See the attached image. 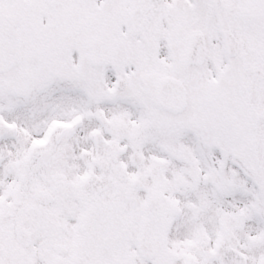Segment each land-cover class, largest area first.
<instances>
[{
  "label": "flooded vegetation",
  "instance_id": "af4514ba",
  "mask_svg": "<svg viewBox=\"0 0 264 264\" xmlns=\"http://www.w3.org/2000/svg\"><path fill=\"white\" fill-rule=\"evenodd\" d=\"M223 1H217L219 7H224ZM75 4L91 7L92 11L93 64L97 75L92 114L97 125L80 131L58 128L52 132L42 128L46 118H52L47 117L42 102L48 106L47 100L58 102L62 98L58 93L59 83L64 90L68 80L58 71L71 64L30 60L38 54L43 58L58 55L64 48L90 44L88 39L79 38L80 33L76 35L77 27L71 22ZM168 4L173 9L167 8L162 0H13L7 3L0 0V24L11 20L17 29L29 33L30 41L21 51L23 62L18 64V70L35 74L23 89L20 80L13 81L17 87L13 99L18 101L12 100L16 108L12 117L9 113L5 116V106L11 99L0 95V264H147L134 240L139 222L148 212L164 208L177 226L181 223L182 196L193 205L186 207L196 220L201 215L212 214L214 206L227 209L228 203H213L211 188L214 182H228L225 172L229 160L220 156L228 144L229 70L219 72L218 90L213 88L207 73L177 62L175 55L172 61L163 63L147 54L150 50L158 51L165 39L159 28L152 39L148 38L149 19L154 20L156 14L159 22L169 19L177 5L170 0ZM208 4L210 0H200V15L206 27L212 18ZM191 16L194 18L195 12ZM102 28L109 34L108 40H100ZM226 31L222 32L225 44ZM234 33L244 43L238 55L239 67L246 72L249 82L257 84L254 87L258 93L255 99L258 109L264 85V52L259 46L263 39L249 32L244 21ZM116 51L132 53L134 57L127 59L129 63L125 65L118 64L124 67L123 74L114 73L113 67L117 66L120 56ZM40 71L54 76L44 80ZM129 81L134 82L129 83L131 92L136 96L141 94V110H135L134 115L132 95H126V99L123 95L129 90ZM238 83L242 87V81ZM26 90L32 97L30 112L34 118L40 115L42 120L37 129L25 124V115L18 108L21 92ZM218 91L220 102L213 106L212 96L218 95ZM246 106L245 98L241 104L243 112ZM138 112L141 116L135 123L142 124V132L132 127ZM247 113L254 118V111ZM259 115L255 116L258 123L249 125L247 134L252 131L259 134ZM6 123L12 127L6 129ZM237 128L241 131V126ZM22 130L29 136L22 137ZM125 132L135 137H126ZM140 149L145 153L138 165L134 150ZM191 149H194L191 157L186 158L184 151ZM196 151L207 153L200 158ZM133 171L137 174L134 181ZM240 173L244 177L246 170L243 168ZM120 174L124 181L117 178ZM79 180L82 181L79 183ZM138 186L143 189L141 197L136 190ZM41 191L50 194L49 204L37 203L35 195ZM256 202L254 199L252 214L247 218L241 210L234 220L225 215V235L216 244L241 252L247 264L264 262V243L260 239L259 223L254 222L259 214V207L254 206ZM244 207L242 203L240 209ZM210 222L212 219L207 215L205 224ZM17 229L25 231L27 247L17 239ZM169 240L178 254L179 264H213L211 252L208 258L201 255L199 263L186 261L198 255L204 247L203 241L196 240L198 245L187 244L189 249H186L171 236Z\"/></svg>",
  "mask_w": 264,
  "mask_h": 264
},
{
  "label": "rangeland",
  "instance_id": "374dc122",
  "mask_svg": "<svg viewBox=\"0 0 264 264\" xmlns=\"http://www.w3.org/2000/svg\"><path fill=\"white\" fill-rule=\"evenodd\" d=\"M255 0H250V3L254 2ZM264 1V0H263ZM256 2V1H255ZM254 2V3H255ZM258 2V1H257ZM222 13V12H221ZM221 15V14H220ZM229 16L225 17L227 20H229ZM183 17L185 18V15H183ZM258 19H262V18H258ZM197 28L196 27H192L190 30H193ZM189 30V31H190ZM185 42H182V44H184ZM182 45H180L181 47ZM210 58L209 61H207L208 63L206 64V68H209L211 66V64H213L214 58L213 55L215 54V51H218L220 53V51L222 52V48H221V41L219 42H214L210 45ZM70 60V63H74L76 62V55L72 54L68 57ZM86 58V60H85ZM83 62L84 65L82 66V68L84 70H78L76 73H72L70 70H63V75H65L68 79H79L82 81V84L85 85H89L90 88H93V84H94V80H96V75H95V71L93 69H91V71L89 72L88 70H86L85 65H87L89 63V60L87 59V57L83 58ZM51 61H55V62H60L59 60V56L58 55H53ZM233 63H236L235 61ZM61 66V64H59ZM235 67V66H234ZM232 67V65H230V77L231 75L235 76L237 75L236 73H238V76H235V81L238 80L242 81V98L244 99V96H246V99L248 101V107L246 106L244 111L245 114L243 113V111H239L238 113L240 115H245L244 118V126L248 127L250 126H254L257 122V119L255 118L256 115H259L257 113H255V111L259 112L261 117L259 120V126H260V131L259 134H255V132H253L252 134H249L247 139L243 140L245 149L248 150V156L246 155V157L242 156V152H240L239 150H236V147H231V146H227L229 147V149H227L226 151H223L222 156H220V158H224L225 160H229L231 162V164L228 163V167L227 170L225 172V174L228 176V179L230 181H228L227 183H221V182H214V185L212 186L211 190H212V195L214 196L213 198V203L219 202L221 203V201L228 203L227 207H228V211L231 212V214H233L234 212H236L237 210H240V205L242 203H245L246 206H248L251 201L254 200L252 199L253 197L258 198L259 200V207H260V232L262 231L264 234V85L261 86V90H260V96H261V104L260 107L257 109V105H256V101L254 102L252 96H258L257 93V89L254 87L257 86V84L249 82L247 80L248 76L246 74L245 71H241V67ZM238 69V70H237ZM86 70V71H85ZM50 72H47V74H49ZM118 73V72H117ZM41 75H43V72H40ZM15 74H9L6 75L5 77L7 79H11L12 76ZM53 74H50L49 76H40L42 79H51L53 78ZM218 77V75H217ZM14 80V79H13ZM130 82L133 81H129L128 82V86H129V90H127L125 93H123V95H125L124 99L127 98L126 95L131 96L132 92H131V87L129 85ZM96 83V82H95ZM59 85L61 86L59 88V92L61 94V96L65 97L66 95H70L68 98L65 97V99L61 100L60 107L62 104L67 105V107H69V110H73L74 112H68L66 113H62L61 111L57 112L55 110H51V108L46 107V111L48 112L49 116H52L54 114H57L59 116V119H70L72 117H74L76 114H80L82 113V119L80 120V124L78 126H81L79 129L83 130L82 127L83 125L86 124V126L92 127L94 126V119L92 121V117L89 115L90 112H86L87 110H89L88 107V101L86 100L88 98L87 96V92L83 95H77L74 92H72L75 89H78L77 87H72V86H68L66 88V90H63V86L61 84V82L59 83ZM88 88V86H85ZM253 90L250 91V95H249V90ZM95 94V92H93V95ZM230 94H239L240 95V84L238 83V88L235 92H231ZM28 96V95H26ZM74 96H79V97H74ZM90 96L92 97V92L90 93ZM89 96V97H90ZM132 98L136 99L137 96L132 95ZM44 105V104H43ZM50 105L54 106L53 103H51ZM56 105V104H55ZM55 107V106H54ZM78 109V110H77ZM249 110L254 111V118H250L251 114L247 115V112ZM64 111V110H63ZM79 111V112H78ZM134 111L133 115H134ZM64 114H66L65 117ZM259 115V116H260ZM40 115H36V117H29V113H26L25 115V124L28 127H33L35 129H37V123L40 122L38 120V117ZM140 112L137 113L136 116L133 117L134 121L135 120H139L140 117ZM48 120V118H46ZM46 120V121H47ZM46 121L43 123L44 125L42 126V128L45 126ZM42 124V122H41ZM256 126V125H255ZM79 130V131H80ZM221 138L223 140H227L229 143L232 144H236L238 145L241 149H243V144H242V137H240V134L237 132V129L235 128V126H233L232 121H230V125L227 131V139L224 135L220 134ZM23 136V135H21ZM256 144V146H255ZM247 145V147H246ZM258 147V149H257ZM257 149V151L255 150ZM191 149L189 151H184L186 158H190L191 157V152H193ZM255 152V156L252 154V152ZM141 152V151H138ZM142 152L144 153V151L142 150ZM196 153L198 154V156L201 158L205 153H207L206 151H196ZM211 158H214V156H212ZM248 158V159H247ZM257 158V159H256ZM239 160H243V162L245 163L244 166H242L241 168H245L247 169V174L251 175L249 177H243V175L239 172L240 171V162ZM239 164V165H238ZM238 165V166H237ZM21 169H26L23 165L22 162V167ZM139 171V170H138ZM133 176L134 177L136 174V171H133ZM137 175V174H136ZM252 176H255V181H257L258 183V187L254 188V184H253V180L251 179ZM241 182V184L237 183V182ZM79 182H81V180H79ZM232 182L234 183V185L232 186ZM218 184L221 187L219 189H217L215 187V185ZM238 187L240 189H238ZM142 192V191H141ZM139 197H141V193L138 194ZM186 197H181V208L184 209L181 210V223L177 224V226H175L174 228L177 230H174L173 232H171V239L174 240L175 243L180 244L181 246L186 244L187 242L190 243L192 240L196 239L199 240V238H204V240H207L208 246L210 245V242H215L217 240L218 237V233H220L221 231V227L219 226V224H223L224 223V214L225 211H223L222 209H216L214 206V210L212 211V214H207L209 215V219H212V222L205 224V218L207 215H201V219L196 220V217L190 212L188 211V209L184 208L183 205L184 204H189L188 200H185ZM250 220L253 221V219L250 217ZM254 222L257 223V220H254ZM203 228V229H202ZM203 236V237H202ZM223 236V235H222ZM201 240V239H200ZM39 263V261H38ZM261 264V262H260ZM263 264V263H262Z\"/></svg>",
  "mask_w": 264,
  "mask_h": 264
},
{
  "label": "water",
  "instance_id": "95a60500",
  "mask_svg": "<svg viewBox=\"0 0 264 264\" xmlns=\"http://www.w3.org/2000/svg\"><path fill=\"white\" fill-rule=\"evenodd\" d=\"M10 46H5L9 52ZM11 52H14L11 49ZM11 54H7L10 57ZM168 220L164 212L150 215L144 222V238L142 254L148 258H155L156 264H171L172 257L166 249L165 234L168 229Z\"/></svg>",
  "mask_w": 264,
  "mask_h": 264
}]
</instances>
